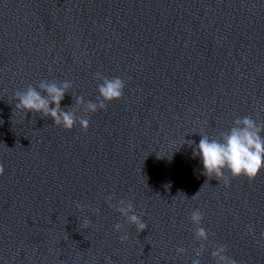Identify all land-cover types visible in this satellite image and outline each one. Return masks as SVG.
<instances>
[{
  "label": "water",
  "instance_id": "1",
  "mask_svg": "<svg viewBox=\"0 0 264 264\" xmlns=\"http://www.w3.org/2000/svg\"><path fill=\"white\" fill-rule=\"evenodd\" d=\"M97 73L123 96L86 113ZM42 80L87 130L15 107ZM245 116L264 125V0H0V264H264V170L208 177L185 143Z\"/></svg>",
  "mask_w": 264,
  "mask_h": 264
},
{
  "label": "clouds",
  "instance_id": "2",
  "mask_svg": "<svg viewBox=\"0 0 264 264\" xmlns=\"http://www.w3.org/2000/svg\"><path fill=\"white\" fill-rule=\"evenodd\" d=\"M97 79L102 82L98 84L99 96L95 102L85 101L82 96L77 97V105L83 107L86 113H94L98 109H104L106 102L118 100L123 96L124 81L119 77L108 78L96 74ZM71 87L69 81L57 83L55 81L42 80L38 89L29 85L26 90L18 91L15 95L17 101L15 107L26 112L40 113L44 117H50L54 124L63 127L65 130L73 129L79 123L83 130H87L89 121L86 118H78L74 110L66 111L61 108V101L66 92ZM264 125L257 123L253 118L245 116L237 118L233 126L219 137H209L200 135L198 143L186 141L189 145H194L192 155L198 157L203 168V174L208 177L224 178L227 172L232 177L245 176L249 179L258 175L264 170ZM0 172L3 168L0 167ZM170 186L166 185V187ZM112 196L107 198L110 206L115 207L119 214L126 218L130 225H134L137 232L147 228L141 213L137 215L131 202L119 200L115 205L111 204ZM191 223L196 226L195 238L198 241H207L208 232L201 227L202 214L199 210L192 211L189 217ZM82 225L87 228L89 220L83 218ZM123 225H114V231L121 232ZM120 239L126 240L127 235H122ZM203 245L195 250V258L192 264H201L199 259ZM184 248H178L177 254H183ZM227 247L219 245L212 251L211 256L215 264H235V261L227 255Z\"/></svg>",
  "mask_w": 264,
  "mask_h": 264
}]
</instances>
